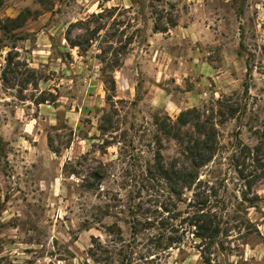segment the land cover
I'll return each instance as SVG.
<instances>
[{
	"label": "rangeland",
	"instance_id": "obj_1",
	"mask_svg": "<svg viewBox=\"0 0 264 264\" xmlns=\"http://www.w3.org/2000/svg\"><path fill=\"white\" fill-rule=\"evenodd\" d=\"M212 107L221 149L169 184L156 151L176 168L182 152L154 116ZM257 131L264 0H1L0 264H264V176L249 188L231 164ZM202 211L221 228L206 246Z\"/></svg>",
	"mask_w": 264,
	"mask_h": 264
},
{
	"label": "trees",
	"instance_id": "obj_2",
	"mask_svg": "<svg viewBox=\"0 0 264 264\" xmlns=\"http://www.w3.org/2000/svg\"><path fill=\"white\" fill-rule=\"evenodd\" d=\"M1 5V0H0ZM80 26L85 24V21H79ZM87 29V28H86ZM155 31H163L157 25L153 26ZM96 32V31H94ZM70 41L68 37L65 38ZM72 47H78L74 41H70ZM240 47L243 48V41H240ZM12 53L8 51L6 55V66L2 72V80L5 82L7 80V68L12 61ZM246 66V78L243 83V93L247 94L249 84L248 81L251 79V63L249 56L245 59ZM217 106V115L226 116L228 113L230 117L233 118L235 113L239 110L243 112L240 107H236L232 103L231 95L223 96L220 100L215 102ZM211 114L207 115L205 119H201V112L196 108H188L179 113L176 120H172L169 116L160 117L158 115L154 116V123L157 127V141L160 145V136L172 137L178 141V145L181 148L183 161L178 160V168L173 165L165 167L162 162V155L160 150L156 151L155 154V170L158 176L165 179L169 184L173 181H182L186 184L187 179L191 181L197 169L205 165L207 162L211 161L214 154L221 149V144L215 138V129L213 121V107L211 108ZM239 118V115H237ZM159 134V135H158ZM256 136L258 142L253 147L245 145L238 141L236 144L239 148V152L236 153L235 145L234 151L231 155V164L235 168L239 178L245 181L247 187H251L259 178L264 176V131H257ZM51 140V139H50ZM50 149L54 152H58L57 148L54 147L52 141L48 143ZM56 148V149H55ZM186 162H189L187 166ZM217 214H208L207 212H196L192 218H190V223L195 227V236L199 238L200 243L203 245H210L214 239L221 232L220 225L216 220ZM134 224V223H133ZM135 228V225H134ZM174 241L172 237L167 236L164 242L165 246L171 244ZM155 243V247L159 246ZM98 249V248H96ZM96 254V250L93 252ZM132 259L126 256L124 264H131Z\"/></svg>",
	"mask_w": 264,
	"mask_h": 264
}]
</instances>
